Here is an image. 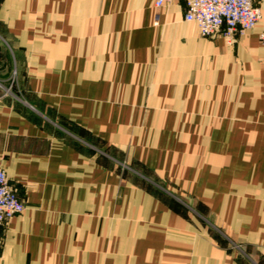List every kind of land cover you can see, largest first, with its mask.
Instances as JSON below:
<instances>
[{
  "label": "crops",
  "instance_id": "1",
  "mask_svg": "<svg viewBox=\"0 0 264 264\" xmlns=\"http://www.w3.org/2000/svg\"><path fill=\"white\" fill-rule=\"evenodd\" d=\"M264 21V0H255ZM184 0H0V264H264V46Z\"/></svg>",
  "mask_w": 264,
  "mask_h": 264
},
{
  "label": "built area",
  "instance_id": "2",
  "mask_svg": "<svg viewBox=\"0 0 264 264\" xmlns=\"http://www.w3.org/2000/svg\"><path fill=\"white\" fill-rule=\"evenodd\" d=\"M173 0H154L156 7ZM186 21L194 22L201 36L221 34L227 44L238 35L259 26L258 40L264 46V21L260 6L255 0H184ZM25 205L13 188L7 172L0 164V230Z\"/></svg>",
  "mask_w": 264,
  "mask_h": 264
}]
</instances>
